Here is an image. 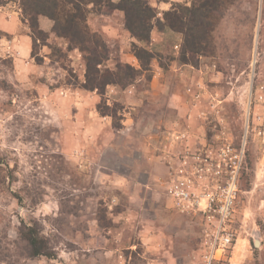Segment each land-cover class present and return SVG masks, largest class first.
I'll use <instances>...</instances> for the list:
<instances>
[{
  "label": "rangeland",
  "instance_id": "rangeland-1",
  "mask_svg": "<svg viewBox=\"0 0 264 264\" xmlns=\"http://www.w3.org/2000/svg\"><path fill=\"white\" fill-rule=\"evenodd\" d=\"M223 1L199 53L156 0V40L131 36L121 10L91 13L87 25L105 46L88 52L46 16L47 36L33 42L20 1L0 5V264H202V216L178 210L166 186L185 157L218 161L229 150L244 156L234 226L255 243L264 231V0ZM134 43L153 54L147 70ZM95 53L96 82L119 64L141 72L124 88H87L85 57ZM113 85L134 86L138 104ZM26 226L51 256L30 254Z\"/></svg>",
  "mask_w": 264,
  "mask_h": 264
},
{
  "label": "trees",
  "instance_id": "trees-1",
  "mask_svg": "<svg viewBox=\"0 0 264 264\" xmlns=\"http://www.w3.org/2000/svg\"><path fill=\"white\" fill-rule=\"evenodd\" d=\"M8 0H0V5ZM23 18L28 21L32 32L33 42L41 36H47L40 27V17L50 18L54 24L52 31L60 38L65 39L70 45L79 47L81 51L88 52L104 47L97 38V32H92L87 25L88 16L91 13L102 14L121 10L125 15V25L133 37L140 41H147L151 38V31L158 16V9L150 0H19ZM168 1V0H158ZM225 6L223 0H195L192 5L173 4L171 9L163 12V19L167 26L175 31L184 34V46L192 53H199L200 50H207L209 46V33L214 25L213 17L216 12ZM215 18V17H214ZM135 55L141 66L148 69L153 54L145 47H138L134 43ZM96 52V51H94ZM86 55L88 82L94 83L87 88H98L101 92L105 84L115 83L126 87L135 81L140 69L131 64H119L118 70L108 71L103 74L104 81L96 82V74L100 73L97 63H101L100 55ZM143 69V68H141ZM90 74H93L91 78ZM104 83V85H103ZM108 107V106H106ZM101 108V105H99ZM103 112H106L105 110ZM27 227V226H26ZM21 235L27 242L32 256L48 255L51 250L47 240L40 234L35 226H28L21 229Z\"/></svg>",
  "mask_w": 264,
  "mask_h": 264
},
{
  "label": "built area",
  "instance_id": "built-area-1",
  "mask_svg": "<svg viewBox=\"0 0 264 264\" xmlns=\"http://www.w3.org/2000/svg\"><path fill=\"white\" fill-rule=\"evenodd\" d=\"M220 155L218 161L210 155L185 157L170 171L166 186L178 210L202 216V264L227 260L238 240L234 223L244 156L231 150Z\"/></svg>",
  "mask_w": 264,
  "mask_h": 264
},
{
  "label": "crops",
  "instance_id": "crops-1",
  "mask_svg": "<svg viewBox=\"0 0 264 264\" xmlns=\"http://www.w3.org/2000/svg\"><path fill=\"white\" fill-rule=\"evenodd\" d=\"M114 1H119V0H114ZM156 1L157 3L160 2L158 0ZM156 6L162 8L163 10L169 9L167 7L168 5L164 2H160V4H157ZM127 32L131 35L129 31ZM160 35H161V32L158 31L156 27H153L151 31V37L156 40ZM18 41H19V47H20L18 49V52H19L18 54H22V52L24 55L28 54L29 53L28 39L27 41H25L24 43L25 47L22 46V49L20 46L22 39ZM124 54H125L124 56L126 57V61L133 62V63L135 61L137 62L136 57H134V55H132L131 53L126 52ZM112 87H111L112 88L111 91L118 96L121 95L122 97L121 99L123 101L125 102H127L126 100L131 101V106H135L136 104H138V102L141 99L139 94L136 93L134 86H131L130 88H128L127 91L123 90L122 88H119L116 85L115 86L113 85ZM253 237L255 239L254 244L251 242L250 237L239 236L237 244L235 245L232 256L230 258L229 264H264V231L263 230L257 231L255 235H253Z\"/></svg>",
  "mask_w": 264,
  "mask_h": 264
}]
</instances>
